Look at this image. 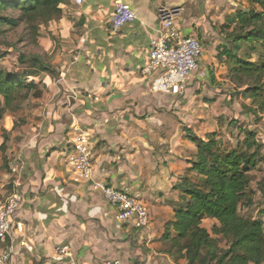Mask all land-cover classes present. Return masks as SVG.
I'll return each instance as SVG.
<instances>
[{
	"label": "clouds",
	"instance_id": "obj_1",
	"mask_svg": "<svg viewBox=\"0 0 264 264\" xmlns=\"http://www.w3.org/2000/svg\"><path fill=\"white\" fill-rule=\"evenodd\" d=\"M27 2L38 4L39 0ZM212 9L217 14L205 19ZM65 13H71L74 20H79L81 14L86 17L87 22L80 29L82 51L91 48L94 55L96 48L101 49L93 63L103 62L104 57L111 54L98 41H113L109 45L115 51L112 70L119 79L113 80L107 72L89 74L77 64L82 59L79 53L69 60L71 50L77 45L67 40H58L47 50L35 45L30 47L31 25L39 24V32L47 34L43 26L47 23L46 15H37L20 25L8 40L14 48L0 42V172L6 171L2 167L6 147L11 178L21 183V197L15 202H5L0 212V219L5 221L0 227L9 232L14 241L11 248L0 245V264H5L10 253L15 257L11 264H137L138 260L141 264H172L173 260H179V247H185L184 264H191L194 257L190 253L197 244L201 259L215 264L212 257L217 250L207 243L212 233L204 236L197 228L179 245L169 242L159 249V256L157 249L151 246L153 241L177 240L180 233L174 227L163 225L186 222H173L170 217L173 213L190 215L197 206L193 200V185L198 183L199 173L182 163L186 156L199 158L206 145L213 147V137L222 135V141H216L213 147L215 156L205 150L197 167L211 177L218 161L227 158L237 164L243 137L239 126L235 130L227 128L233 113L239 115V125H245L248 133L256 134V143L264 149V102L253 97L244 99L257 84L261 85L258 95L264 96V71H257L264 70V0H71ZM3 14L0 12V16ZM20 15L17 12L10 18ZM193 24L197 30L203 29V37L211 45L207 53L191 27ZM224 25H231V29L221 33ZM18 37H22L19 43L16 42ZM176 40L180 41L181 54L185 47L195 49L183 67L174 62L176 50L167 49L168 44ZM237 40L240 41L239 53L213 59L218 46L223 51L225 46H234ZM84 41L89 42L87 47H83ZM61 43L65 51H59L57 44ZM57 52L65 64L63 71L67 81L59 79L58 75L49 79L52 69L59 72V65L51 63ZM141 64L144 79L132 80ZM73 66L80 75L74 74ZM124 66L131 70L122 72ZM210 70L223 75L224 79L212 83ZM241 70L256 74L237 75ZM73 79L79 80L81 85H92L89 92H95L98 99L85 98L91 105V115L79 107L81 97L79 91L74 92ZM102 79L108 81L104 87L100 86ZM113 89L112 95L101 96ZM237 90L239 102L227 104L229 93ZM38 91L44 96L36 104L33 94ZM69 93L75 95L77 104L63 109L60 103L68 99ZM204 98L215 99V104H204ZM242 104L245 107L242 108ZM73 109H76L75 114ZM136 117L148 118L137 128ZM186 128L198 129L195 143L185 139ZM228 131H232V135H228ZM69 139L74 142V148L68 143ZM70 148L72 155L63 160L57 155L45 160L46 152L67 153ZM260 158L264 159V151ZM53 163L69 172L77 169L80 183L71 185L69 182L68 188L60 187L54 177L62 178L66 173L58 169L57 173H49L47 182L35 185L41 191L47 189L52 197L59 194L64 203L70 202L69 208H65L63 204L57 207L47 199L37 198V204L64 213L59 221L54 220L49 228H44V213L20 209L23 191L32 187L33 180L29 176L27 182L21 181L20 174L30 169L39 181L40 172L47 171ZM261 169L244 173V162L239 161L227 176L229 195L245 197L237 205L234 217L243 220L252 216L255 224L246 233L231 237V242L237 245L233 252L235 264H264V215H261L264 213V166ZM8 181L9 176H3L0 189ZM116 190L128 195L117 191L116 196L107 197V193ZM248 197H251V206ZM125 202L131 204V211L124 212ZM14 209L18 210L16 215L29 221L28 227L18 233H13L7 223ZM77 213L85 219L87 228L80 227ZM33 218L40 223L32 225ZM216 227L222 231L224 225L217 221ZM18 235L25 241L28 236L32 237L33 242L26 246V252H21L24 244L15 242ZM166 251H171L172 255L163 254Z\"/></svg>",
	"mask_w": 264,
	"mask_h": 264
},
{
	"label": "trees",
	"instance_id": "obj_2",
	"mask_svg": "<svg viewBox=\"0 0 264 264\" xmlns=\"http://www.w3.org/2000/svg\"><path fill=\"white\" fill-rule=\"evenodd\" d=\"M67 0H39L38 4H33L27 2V0H0V12L8 9H16L21 15L16 19H11V16H0V37L7 30H12L22 24L25 20L34 19L37 15H46L47 23L53 19L59 18L62 14V9L60 5L66 3ZM6 3V4H4ZM46 23V24H47ZM44 24V25H46ZM6 26V28H3ZM231 27V25H226ZM39 24L31 25L32 36L30 43L35 44L36 39L39 36ZM239 36V33H236ZM254 50V49H253ZM240 51V41L237 40L236 44L232 47L225 46L223 51H219L217 57L223 55H232L239 53ZM7 52H5V55ZM38 59V58H37ZM249 61L251 57H248ZM47 67V66H45ZM264 71V70H257ZM50 74H54V70H51ZM255 75L256 73H250L246 71H238L237 75ZM261 88L260 84L255 85L250 91L248 96H245L244 99H249V97L256 98L264 102V96L258 95V89ZM22 91V90H21ZM41 95V92H36L33 94V97ZM236 98L239 97L238 91L233 94ZM229 99H232V94L229 96ZM255 115V113H253ZM228 126L237 127L239 126V132L243 135V140L239 146V155L236 158L237 164H233L231 160L225 159L218 161L214 165L213 174L211 177L207 173L202 171L197 167V161L200 158L204 157L205 150L208 155L215 156L213 152V147L215 146L216 141H222V136L213 137V147L205 146L201 150L199 158L193 157L190 161L191 169L193 172L199 173L197 180L198 183L193 185L195 191L193 195V200L196 201L197 206L191 210V214L185 216L181 213H174V218L171 221L181 220L186 221L181 224L175 223H166L165 227L175 228L180 236L177 240L174 241H164L167 245L171 242L173 245H179L180 241L184 239L185 236L191 232L193 228L200 229L204 236H208V233L211 232L212 235L208 237V245L214 246L217 250V253L213 255L212 259L215 264H235V257L233 252L237 247L236 244L231 242V237L239 236L242 233H246L249 227H255L253 224V217L248 216L246 219L237 220L234 217L235 209L240 203L241 199H245L240 195H229L227 184L229 183L227 176L229 171L235 169L239 161L244 162V173H251L255 169L256 164L261 161V147L255 141V133H248L247 128H242L236 119L229 121ZM228 135H232L231 132ZM188 138L192 143H195V140L198 138L196 135L189 133ZM206 193H210L206 195ZM248 205L251 206V197L247 198ZM264 215V213H261ZM204 220H213L210 229L206 228L203 224ZM219 221L224 225L223 230H217L216 222ZM223 240L225 246H220V241ZM179 260H185L184 252L185 247H179ZM172 255L171 251H168ZM194 258L191 261V264H208V260L201 259L200 257V246L199 244L192 250L190 253Z\"/></svg>",
	"mask_w": 264,
	"mask_h": 264
},
{
	"label": "crops",
	"instance_id": "obj_3",
	"mask_svg": "<svg viewBox=\"0 0 264 264\" xmlns=\"http://www.w3.org/2000/svg\"><path fill=\"white\" fill-rule=\"evenodd\" d=\"M62 5H64V7L63 8L61 7L62 14L60 15V17L49 21L46 25H43L44 28L46 29L47 34L44 35L38 31L39 36L36 39L37 48L47 50V49H49L50 45L55 44L58 40L59 41H66L67 40L69 43H75L77 45V47L74 50H71L73 54L68 57L69 60L74 59L75 54L79 53L81 55L82 59H81V61H78L77 64L79 65V67L87 69L89 74L96 73L97 71H99L101 73L107 72L112 76L113 80L119 79L116 72L112 70L115 67L112 64V57L115 55V51H113L109 47V45L111 43H113V41L109 40L107 43H105L102 39L98 41L101 44V46L104 48V50L106 52H110L111 54L106 55L104 57L103 62H100L97 60L95 63H93V60L95 59V57H98L100 55L101 49L96 48L94 50V55H93V50L91 48H89L88 51H82L81 39L83 37V32L80 31V29H83L85 23L87 22L86 17L83 14H81V17L79 20H74L71 13H68V14L65 13V8H68L71 6V0H67V2L62 4ZM216 14H217L216 10L212 9V10H210V15L205 17V19H211V17L216 15ZM68 24H71L72 27L68 28L67 27ZM191 27L193 28L194 31H196V37H197V39H199L201 41V44L204 47V51H205V53H207L209 50H211V45L209 44L208 40L204 39L203 29L199 28L197 30V26L195 24H193ZM225 29H231V27H227L226 25H224L220 29L221 33H223ZM65 33H67V36H65ZM108 35H110V30H109ZM69 38H71V39H69ZM88 43H89L88 41H84L83 47H87ZM57 47H58L59 51H65V48H64L62 43L57 44ZM219 51H220V47L218 46L215 49V52L218 54ZM217 58H218L217 55L213 57V59H217ZM51 63L59 65V72L57 73V69L54 68L53 69L54 70L53 75H58L59 79H63L65 81H67L68 77L63 71L65 64L62 61V59L59 55V52H57V54L52 58ZM198 63H199V61H198ZM142 67H143V64H141L140 67L136 69V73L131 78L132 80L144 79V76L140 73V69ZM130 70L131 69H129L127 66H124L121 68L122 72H128ZM73 72L76 76L80 75V72L76 66H73ZM209 76H210V80L212 83H216L217 80H219V79H224L223 75H220L213 70L209 71ZM51 77H52V74H49V79H51ZM72 82L76 84V88L74 89V92L79 91V93H80L81 100L79 103V107L81 109L86 110L87 114L91 115L92 114L91 105L88 103V101L85 98L90 97V99L93 101H96L98 99L95 92H91V93L89 92V89L92 87V85L89 83H84L83 85H81L80 81L75 80V79H73ZM107 82L108 81L102 79L100 86L104 87L105 83H107ZM57 86L61 87V85H57ZM45 87L47 88L48 86L45 85ZM113 91H115V90L114 89L109 90L105 93H102L101 96H104V97L110 96V95H112ZM43 96H44V93L41 92V95H39L37 97H33V101L36 104H38L39 101L43 98ZM245 100H247V99H245ZM213 101H214V103H212V100L204 98L202 102L204 104H215V99H213ZM237 102H239V97L236 98L233 95V99H229L227 101V104H236ZM163 103H166V101ZM74 104H77V99L73 93H69L68 99L66 101H61L60 107L63 109H66L70 105H74ZM34 110L35 109H33V111ZM73 112L75 114L76 109H73ZM233 114H235V113H233ZM233 114L230 117V119L228 120V123L232 119H236L239 123V117H237L236 114L235 115H233ZM147 118L148 117H136V127L137 128L141 127L143 120L147 119ZM125 119H127V117H125ZM222 119H223V117H222ZM37 122H38V118H37ZM228 123H227V128L229 130H235L236 129V127H233V126L229 127ZM48 126L50 128L53 127L52 124H49ZM222 127H223V125H222ZM244 127H246V126H242V128H244ZM33 128H35V124H33ZM186 131H187V135L185 136V139L189 140L188 134L191 133V134H194L197 136L198 129L186 128ZM67 132H68V129L66 128L65 134H67ZM229 132L232 133V131H228V133ZM19 142H20V140L18 139L17 143H19ZM70 142H71V139L68 140L69 144H70ZM97 143L99 144V140L97 141ZM146 144H147V141H145V145ZM3 152L5 153L4 163L6 162V164L3 163V165H4L3 167H4V169H6V171L0 172V183L3 182V176H5V175L9 176V181H8V183L3 184L2 189H0V194H8V193L12 192L13 189L15 188L14 186H15L16 180H13L11 178L10 163H9L8 157L6 155V153H7L6 147L3 148ZM65 154L66 153L57 154L54 151L53 152H46L45 153V160H50L53 155H57L59 160H63L65 157ZM192 158H193V156L191 154H189L188 156H186L182 160V163L185 165L191 166L190 161ZM58 169H59V171L66 173L65 175H63L62 178L60 176L54 177L55 179H57L59 181L60 187L68 188L70 186V184L71 185H79L80 182H76L73 180L74 175H73V173H71V171L70 172L67 171V169L65 167H62L56 163H53L52 166L47 171H41L40 172L39 181H37L35 179V176L31 172L30 169H29V171L22 173L21 181L27 182V177H29V176H32L33 180L31 181L32 187L28 188L26 191H23V195H22L23 196V203L21 204L20 209H22L24 212L35 211V212L44 213L45 214V220L43 221L44 228H49V226L53 223L54 220L59 221L60 217L62 215H64V213H62V212L56 213L55 208L48 207L45 204H37L36 203L37 198H39L41 200L47 199L51 204H54L57 207H59L61 204H63L65 208H69V206H70V202L64 203L63 201L60 200L59 194H57L55 197H52L49 194L47 189L41 191L39 188H35V185L37 183H39L40 181L47 182L49 173H57ZM69 182H70V184H69ZM88 183L90 184L91 181H88ZM108 186H110V185H108ZM49 187H51V185H49ZM17 188L21 192V183ZM34 188H35V190H33ZM145 203L147 205V202H145ZM152 206L156 207L155 204H153ZM53 213H56V214L53 215ZM69 214H71L70 210H69ZM157 214H159V213H157ZM173 218H174V213L171 215L170 220H173ZM76 220L79 221V225L82 229L87 228V223L85 222V219L82 216H80L79 213L76 214ZM12 221L14 222V224L19 223L21 230L28 227V225H29V221L25 217L20 216V215H16V214H14ZM204 221H209V222H211V224L214 222L213 220H204ZM31 223H32V225L35 226V225L39 224L40 221L33 218ZM100 224H101V227L103 228V221H100ZM125 227H126V225H125ZM163 227H165V225H163ZM18 232H20V231L14 230L13 233H18ZM25 235H27V233H25ZM15 242L25 245V247L21 249V252L23 253V252L27 251L26 246L28 244H31L33 241H32L31 236H28L27 241H25L23 236L18 235ZM13 243H14V241H12L11 236L7 237L5 240H0V245L6 244L8 247H10V245L12 246ZM165 246H166V244L164 241H153V244L151 247L154 249H157L156 255L159 256L161 254L159 249H163V248H165ZM163 254L171 256L168 253V251L164 252ZM14 259H15V257L12 255V260H14ZM180 261H184V260H180ZM137 264H141V262L138 260ZM172 264H173V262H172Z\"/></svg>",
	"mask_w": 264,
	"mask_h": 264
},
{
	"label": "built area",
	"instance_id": "obj_4",
	"mask_svg": "<svg viewBox=\"0 0 264 264\" xmlns=\"http://www.w3.org/2000/svg\"><path fill=\"white\" fill-rule=\"evenodd\" d=\"M179 45H180V41L176 40L174 43L170 42L168 44V46H167V49L168 50H171V49H175L176 50L177 54L174 57V62L177 64L178 67H183V65L186 62V60L192 58V56H193V54L195 52V49L189 48V47H185L184 50H183V54H181L179 52ZM196 63H198V61H196ZM143 68H144V66L140 69V73L144 76ZM70 145H72L73 148L75 147L74 142L72 140L70 142ZM71 155H72V149L70 148L69 151L65 154V156H71ZM10 171H12L11 166H10ZM22 173L20 174V180L22 178ZM71 173H73V175H74L73 176V180L76 181V182H80V180L77 178L78 175H79L78 170L73 168L71 170ZM19 185H20V183L18 181H15V186H14L15 188L13 189L12 192H10L8 194H0V212H2L4 207L6 206L5 202H9V203L15 202L17 197H21V192L17 188ZM108 187H110V186H108ZM117 191H119L120 195H125V196L128 195V194H126V193H124V192H122L120 190L109 192L106 195H107V197L112 198V197L116 196V192ZM22 199H23V196H22ZM21 204H20V206H21ZM145 205H146V203H145ZM123 210H124V212L131 211V204L128 203V202H125ZM16 211L17 210L14 209L13 213H10L9 217L7 218V223H8L9 228H10V230L12 232H14V230L21 231L19 223L14 224V222L12 221L13 220V216H14ZM4 223H5V221L3 219H0V225H3ZM0 233H2V235H3V239L2 240H5L7 237L10 236L9 232L4 231V229L2 227H0ZM11 247L12 246L10 245L9 248H11ZM12 261H13L12 260V254L10 253L5 258V264H11Z\"/></svg>",
	"mask_w": 264,
	"mask_h": 264
},
{
	"label": "rangeland",
	"instance_id": "obj_5",
	"mask_svg": "<svg viewBox=\"0 0 264 264\" xmlns=\"http://www.w3.org/2000/svg\"><path fill=\"white\" fill-rule=\"evenodd\" d=\"M1 12L4 13L2 16H13V15H14L15 13H17L18 11H17L16 9H8V10L1 11ZM20 25H21V24H20ZM20 25H19L18 27H16V28L12 29V30H7V31H5V33L0 37V42L5 43V44L7 45V48H14V44H12V43H8V40H9L10 36H11L13 33H15V32L20 28ZM3 28H6V26H3ZM21 39H22V37H18L16 42L19 43ZM32 45H35V47L37 48L36 43H35V44L30 43L29 46L31 47ZM231 94H232V99H233V94H234V93H230L229 95H231ZM212 103H214L213 100H212ZM237 103H238V102H237ZM241 107L243 108V107H245V105L242 104ZM235 114L237 115V117H239V115H238L237 113H235ZM235 114H233V115H235ZM237 123H238V121H237ZM242 126H245V125H242ZM240 135H241V137H243L242 134H240ZM221 136H222V135H221ZM222 138H223V136H222ZM261 151H264V149H261ZM4 164H6V162H5ZM3 166H4V165H2V167H3ZM261 166H264V159H261V161H259V162L256 164L255 169H253L251 173H255V172L259 171V170H262V169H261ZM3 169H4V167H3ZM203 224H204V226H205L206 228L210 229V226H211L210 224H211V222H209V221H204ZM220 246H221V247H224V246H225L223 240L220 241ZM173 264H184V261L173 260Z\"/></svg>",
	"mask_w": 264,
	"mask_h": 264
}]
</instances>
